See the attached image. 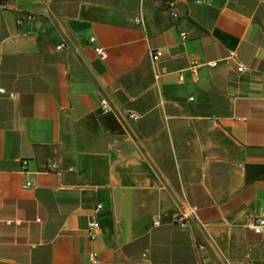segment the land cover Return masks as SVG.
Wrapping results in <instances>:
<instances>
[{"label":"crops","instance_id":"crops-1","mask_svg":"<svg viewBox=\"0 0 264 264\" xmlns=\"http://www.w3.org/2000/svg\"><path fill=\"white\" fill-rule=\"evenodd\" d=\"M8 3L0 264H264V0ZM184 204L204 227L173 221Z\"/></svg>","mask_w":264,"mask_h":264},{"label":"built area","instance_id":"built-area-1","mask_svg":"<svg viewBox=\"0 0 264 264\" xmlns=\"http://www.w3.org/2000/svg\"><path fill=\"white\" fill-rule=\"evenodd\" d=\"M167 6L169 9L170 14L173 17H176L178 15V13L173 9V2L169 1L167 2ZM9 7V3L8 0H0V12L7 9ZM34 14L32 12L26 11L23 13H18L16 16V21L17 23H21L24 19H31L33 18ZM136 21L140 22V18H136ZM180 36L181 38H186L187 37V32L185 31H181L180 32ZM93 37L90 38L91 41H93ZM66 45V43L64 41H61L57 44V48H61L64 47ZM94 49L96 50V52L100 55V56H105V51L101 46H95ZM149 53L151 55V58L153 61L157 60L161 54L162 51L159 48H150L149 49ZM236 56V53L234 51H230L229 53V57L234 58ZM218 63L217 59H213V60H208L205 62L206 65L208 66H215ZM198 65L197 62H192L189 65V68L192 72L193 75L196 74V66ZM238 70L242 71L246 68V65L244 62L239 61L238 62ZM179 78H182V74H179ZM0 94H7L9 97H12V92H8L7 90H5V88L0 87ZM264 96V94H263ZM191 98V96H190ZM99 107L100 110L103 113H108L111 112V106L109 103V100L106 97H101L99 100ZM127 116L131 119H136L138 117L137 113L130 111L127 113ZM214 124H216V120L214 121ZM27 166V159H23L22 160V170H25ZM46 170L48 171H54V172H59L60 168L59 165L56 161L54 160H50L46 163ZM68 169H72V167H68ZM30 184V182L27 180L23 183V185L25 187H28ZM102 208V204L101 203H97L94 206V212L99 211ZM191 219H195L197 221V223L204 227V223L200 222L197 217H196V207L192 204H184L182 205L176 212V214L173 217V221L178 223L181 226L186 225ZM8 222H11V220H7ZM15 222H18V220H16ZM159 222V218H156L154 220V223H158ZM99 223L98 221L94 218L90 221L89 223V236L93 237L95 232L94 230L96 228H98ZM251 227L254 229L255 232L257 233H261L264 231V216L257 218L256 220L251 222ZM203 244L200 243V247H202ZM88 259H89V264H100L97 252L95 250H90L88 252Z\"/></svg>","mask_w":264,"mask_h":264}]
</instances>
